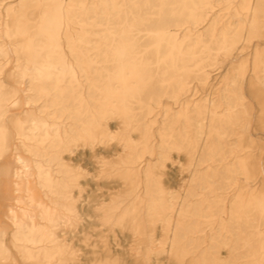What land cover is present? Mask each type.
Here are the masks:
<instances>
[{
    "label": "bare ground",
    "instance_id": "1",
    "mask_svg": "<svg viewBox=\"0 0 264 264\" xmlns=\"http://www.w3.org/2000/svg\"><path fill=\"white\" fill-rule=\"evenodd\" d=\"M0 264H264V0L0 3Z\"/></svg>",
    "mask_w": 264,
    "mask_h": 264
},
{
    "label": "rangeland",
    "instance_id": "2",
    "mask_svg": "<svg viewBox=\"0 0 264 264\" xmlns=\"http://www.w3.org/2000/svg\"><path fill=\"white\" fill-rule=\"evenodd\" d=\"M7 1H9V0H0V3H5V2H7ZM180 163H184V159H183V156H180ZM178 159V160H179ZM78 160V159H77ZM77 160H73L72 161V163H77V164H80L81 165V167H82V169H88L89 170V172H92V170L94 169V168H92V164H91V162H92V160H89V161H87V157H85V158H83V159H79L78 161ZM96 165H98L95 161H93ZM165 169L167 170L168 169V167L166 166L165 167ZM176 170V172H175V176H174V178H175V183L173 184V189H177V184L178 183H181L184 179H186V174H187V170H186V167L185 166H181L180 167V169H175ZM106 187H108V185L107 186H102V190L104 189H106ZM83 199V197L81 196L80 198H79V200H82ZM84 202V201H83ZM118 237V235L117 236H115V238H117ZM122 244H124V243H122ZM126 246L127 247H129L130 245H129V243L128 244H126Z\"/></svg>",
    "mask_w": 264,
    "mask_h": 264
}]
</instances>
